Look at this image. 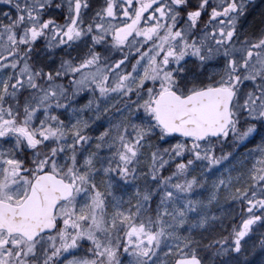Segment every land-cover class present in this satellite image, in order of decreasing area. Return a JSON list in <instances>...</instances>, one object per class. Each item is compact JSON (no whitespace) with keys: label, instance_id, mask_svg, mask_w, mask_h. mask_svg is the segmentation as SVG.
Here are the masks:
<instances>
[{"label":"snow or ice","instance_id":"6c2138e0","mask_svg":"<svg viewBox=\"0 0 264 264\" xmlns=\"http://www.w3.org/2000/svg\"><path fill=\"white\" fill-rule=\"evenodd\" d=\"M0 264H264V0H0Z\"/></svg>","mask_w":264,"mask_h":264}]
</instances>
